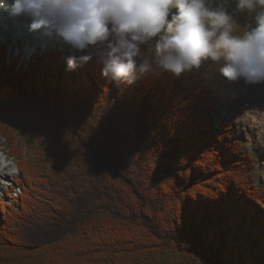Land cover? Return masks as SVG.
I'll return each mask as SVG.
<instances>
[{"label":"trees","instance_id":"obj_1","mask_svg":"<svg viewBox=\"0 0 264 264\" xmlns=\"http://www.w3.org/2000/svg\"><path fill=\"white\" fill-rule=\"evenodd\" d=\"M41 55L0 47V136L20 189L0 197V264H264L256 159L232 124L214 127L202 76L117 83L95 56L69 70L70 54Z\"/></svg>","mask_w":264,"mask_h":264},{"label":"clouds","instance_id":"obj_2","mask_svg":"<svg viewBox=\"0 0 264 264\" xmlns=\"http://www.w3.org/2000/svg\"><path fill=\"white\" fill-rule=\"evenodd\" d=\"M0 9L61 37L69 70L95 55L102 76L132 84L154 68L179 75L212 61L228 81L264 83V0L231 10L214 0H0Z\"/></svg>","mask_w":264,"mask_h":264},{"label":"rangeland","instance_id":"obj_3","mask_svg":"<svg viewBox=\"0 0 264 264\" xmlns=\"http://www.w3.org/2000/svg\"><path fill=\"white\" fill-rule=\"evenodd\" d=\"M60 41L55 44L49 45L54 50H59ZM6 43L2 42L0 47L5 48ZM19 47V46H18ZM18 47H14V51L19 49ZM6 49V48H5ZM10 47H8V50ZM12 49V47H11ZM22 49V48H21ZM61 50L63 52H71L69 50ZM7 50V49H6ZM8 55V53L5 51ZM76 55L84 54L82 52H76ZM6 55V56H7ZM37 55V54H36ZM65 55L63 54V57ZM95 56V55H93ZM21 63V62H18ZM215 62L207 61L201 64L199 68H192L191 70H185L181 73L183 76H187L190 72L194 73L195 77L202 76L204 83H206L210 87V93L212 96V105L214 109L213 121L215 123H222L223 121H228L232 126H234L235 139L241 142L244 145V150L252 153L256 159V174L254 177V182L264 188V138L256 134V130L261 129L262 123L259 116V113H255L253 111L254 102L248 101L250 96H246L245 94L242 96L240 91V85L243 84V80L234 83L231 86L232 81L226 80L214 67ZM214 67V68H213ZM223 80V81H222ZM221 81V82H220ZM232 87V88H230ZM252 97L254 95H251ZM248 97V98H247ZM262 99V100H261ZM259 105L263 103L264 109V99L261 98ZM253 116L255 118H253ZM255 119V120H254ZM253 133V134H252ZM256 136V137H255ZM254 137V138H252ZM0 146L2 147V151L5 154L7 152V148L4 145V141L0 136ZM9 168H5L4 170L11 172V170H15V163L11 161ZM16 174L19 175L18 172ZM3 184L0 183V196L2 195V190L4 186L10 183L13 179L16 178V175L12 174V176H4ZM7 177V178H6ZM19 190L13 191L12 195H18Z\"/></svg>","mask_w":264,"mask_h":264},{"label":"bare ground","instance_id":"obj_4","mask_svg":"<svg viewBox=\"0 0 264 264\" xmlns=\"http://www.w3.org/2000/svg\"><path fill=\"white\" fill-rule=\"evenodd\" d=\"M5 14H9V13L6 12V13H4V15ZM12 18L14 20L13 21L14 24L9 26V31L8 32H2V31H4L3 29H2V31H0V41L6 43V45L8 47L9 46L19 45V44L23 43V41L25 39L24 33H27L29 35H32V33L34 35L37 34V31L30 30L29 21L28 20H26L24 18H21L19 16H15V15H12ZM3 25H4V27L6 26L5 23H3ZM50 33H51V35H55L56 37H58V39L60 41L59 45H60L61 49H64V50L68 49L69 46L63 42L61 37L56 35L54 32H50ZM37 40H39V38L31 37L30 40H29L30 41L29 42V44H30L29 46L36 45L37 43L35 41H37ZM16 47H18V46H16ZM214 67L216 69H218V64L215 63ZM239 81H241V80H237L236 83L239 82ZM234 83H235V81H232L231 86H233ZM230 88H232V87H230ZM240 91H241L242 96L244 94L245 95L247 94L246 96H250L249 99H247L248 101L251 102V98L253 99L252 102H254V104H255V105L252 106L253 107V111L255 113H257V112L259 113V116H260V119H261V123H262L261 129L259 130V128H258L256 130V134L259 136V138L261 136L264 138V109H263V103H262V105H259L260 99L261 98L264 99V83L250 84L249 85V84H245L244 81H243V84L240 85ZM251 95H254V96L252 97ZM253 118H255V117L253 116ZM252 138H254V137H252ZM4 158H5V154L3 153L2 147L0 146V175L1 176H7V177L8 176H12L11 172H8V171L4 170L5 169V167H4L5 166L4 165L5 159Z\"/></svg>","mask_w":264,"mask_h":264}]
</instances>
